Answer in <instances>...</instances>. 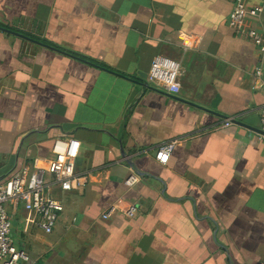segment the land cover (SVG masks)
I'll use <instances>...</instances> for the list:
<instances>
[{
  "label": "crops",
  "instance_id": "0c3cea01",
  "mask_svg": "<svg viewBox=\"0 0 264 264\" xmlns=\"http://www.w3.org/2000/svg\"><path fill=\"white\" fill-rule=\"evenodd\" d=\"M243 1L262 7L245 30L230 24L237 0H0V179L47 168L58 137L80 141L75 171L89 174L50 190L64 205L51 233L8 205L30 264H264V89L248 34L264 36V0ZM157 54L180 61L178 94L148 82Z\"/></svg>",
  "mask_w": 264,
  "mask_h": 264
},
{
  "label": "built area",
  "instance_id": "2783aa9c",
  "mask_svg": "<svg viewBox=\"0 0 264 264\" xmlns=\"http://www.w3.org/2000/svg\"><path fill=\"white\" fill-rule=\"evenodd\" d=\"M262 12L258 4L249 5L243 0H237L229 14L230 24L239 30H245L246 18L256 17ZM244 28V29H243ZM255 44L261 48L258 64L253 69L256 84L264 89V36L255 30L248 31ZM180 61L164 54H157L152 61L148 73V82L158 89L170 94H178L181 90L179 82ZM234 119H227L224 126L233 124ZM260 131L264 136V104L260 112ZM175 142L161 145L155 157L159 162L166 163ZM81 143L73 137H58L55 139L52 152L53 159L47 168L25 165L9 177L0 179V264H30L29 253L18 247L12 236V219L8 205L22 204L27 210L35 212L39 220L38 226L46 233H51L64 209L61 198L50 190L59 188L70 191L85 186L89 174H79L75 171V159L79 154ZM51 176V179L49 178ZM142 175L131 171L125 179V185L133 186L140 181ZM139 206L133 204L125 212L129 217L137 213ZM111 210L103 213V218L110 216Z\"/></svg>",
  "mask_w": 264,
  "mask_h": 264
},
{
  "label": "water",
  "instance_id": "95a60500",
  "mask_svg": "<svg viewBox=\"0 0 264 264\" xmlns=\"http://www.w3.org/2000/svg\"><path fill=\"white\" fill-rule=\"evenodd\" d=\"M234 121H236V120H234ZM237 122V121H236Z\"/></svg>",
  "mask_w": 264,
  "mask_h": 264
}]
</instances>
